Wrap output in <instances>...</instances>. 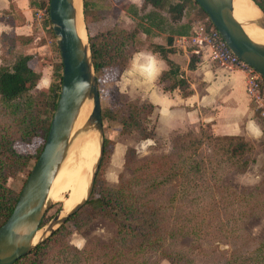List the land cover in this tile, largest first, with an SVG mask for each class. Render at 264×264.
<instances>
[{
	"label": "rangeland",
	"instance_id": "374dc122",
	"mask_svg": "<svg viewBox=\"0 0 264 264\" xmlns=\"http://www.w3.org/2000/svg\"><path fill=\"white\" fill-rule=\"evenodd\" d=\"M109 7L111 23L132 24L130 17L121 12L120 2ZM46 17L45 10L42 14L39 9L35 11L37 26L32 39H37V46L29 44L32 39H22L17 41L19 48L15 49L22 53L41 47L34 54L36 70L42 78L30 92L38 105L50 87L44 79L46 70L52 75L54 66L62 63L57 38L44 25ZM203 17L196 10L192 20L197 23ZM90 22L89 38L100 29L98 24ZM6 47L4 66L11 65L16 56L9 53L12 46ZM99 78L102 109L114 112V116L104 121L107 143L96 179L99 191L95 197L108 189L127 186V196L135 207L157 209L155 239L136 242L127 237L126 240L115 219L86 204L79 214L46 239L49 245L36 258V263L264 264V116L254 103L251 106L255 129L251 135L242 137L253 151L244 159L224 152L230 146L227 139L211 140L210 125L203 132L199 129L175 133L158 138L155 143L144 140L137 126L131 134L126 133L121 118H127L129 105L148 103L121 92L117 69H106ZM89 106L92 113L93 107ZM14 109L0 100V144H5L2 148L7 155L11 149L24 157H10L5 167V173L10 175L6 185L18 194L33 170L43 140L24 135L26 128L24 134L19 130L26 123ZM144 125L149 130L155 128V112ZM95 136L97 154L100 147ZM70 199V192L66 191L59 199L52 198L42 229L56 215L63 214Z\"/></svg>",
	"mask_w": 264,
	"mask_h": 264
},
{
	"label": "trees",
	"instance_id": "16d2710c",
	"mask_svg": "<svg viewBox=\"0 0 264 264\" xmlns=\"http://www.w3.org/2000/svg\"><path fill=\"white\" fill-rule=\"evenodd\" d=\"M112 1L116 4L120 2L122 4L121 10L129 13L138 23L131 31L116 25L108 31L98 32L90 36L89 42L98 82L100 80V74L104 73L106 69H117L120 80L122 73L127 69L134 53L137 52L138 46L142 44L141 34L153 37L156 29L163 32L171 31L172 35L168 38L169 44L173 43V36H192L193 27L196 24L192 20V15L196 10H199L202 16H204L198 22H203L209 27L214 28L206 12L195 0H145L142 8L126 3V0ZM253 1L264 11V0ZM94 3L93 0H84V12L87 22H89V19L96 21L103 20L108 14V11L105 9L97 12L96 10H92ZM31 5L36 9L45 10L47 17L44 25L46 29L49 28L53 32L50 21L49 3L45 0H31ZM148 8H150L149 11ZM185 18L187 21H184ZM22 39L24 38L18 36L12 37L6 34L1 37L3 63L7 62L4 58L7 45L13 47V49H9V53L16 56L11 65L0 66V100L4 105L14 107V111L17 110V113L24 119L23 121L26 124L22 123L23 126H20L19 129L22 133L24 128L27 129L25 134L23 133L24 135H30L31 137H37L43 140V144L38 149L36 155V164L44 150L54 113L60 99L63 84V64L59 63L54 66L52 81L48 92L43 94L42 103L39 105L36 104L32 100L30 92L38 86L42 74L35 69L32 55H25L15 51L19 46V42L17 41ZM9 42L11 44H8ZM150 47L155 52L160 53L170 66L169 71L165 72L162 76L163 82L171 81L168 89L174 90L179 88L185 97L190 96L192 93L190 84L186 78L181 76L180 68L168 59L167 49L163 46L153 44ZM195 63L196 58L193 56L190 63L191 70L196 68ZM154 112L155 107L150 103L143 106L138 104L136 106L134 104L129 105L127 118H121L124 131L131 134L138 127L144 140L153 139L156 126L153 130H149L144 124ZM113 113L110 110L102 111L103 121L114 116ZM201 130L203 132L204 128H201ZM209 138L213 141L227 139L230 142V146L223 150L232 157L240 156L245 159L253 151V147L241 136H225L221 138L212 133V135H209ZM2 147H5V144H0V228L13 214L21 193H13L6 185L10 177V175L5 173L6 161L10 160V157H17V159L24 158L11 149L10 155H7V152ZM30 174L31 172H29L28 178ZM126 187L123 189L120 187L117 189L112 188L105 192H102V189H100L102 194L99 195L100 197H95V193L99 191L97 182H95V189L87 206H92L99 211L107 212L119 224L126 240L127 237L128 239H135L136 242H149L151 238L154 240L155 238L153 237L155 236L157 226L154 216L158 213L157 209L155 210L151 206L144 208L135 207L130 202L129 196H127L129 189ZM79 212L71 218H74ZM48 245V242L41 244L35 251L21 258L15 264H37L36 258L44 252Z\"/></svg>",
	"mask_w": 264,
	"mask_h": 264
},
{
	"label": "water",
	"instance_id": "95a60500",
	"mask_svg": "<svg viewBox=\"0 0 264 264\" xmlns=\"http://www.w3.org/2000/svg\"><path fill=\"white\" fill-rule=\"evenodd\" d=\"M76 1L51 0L49 4L50 21L62 57V90L44 150L20 193L13 214L0 228V264H15L31 254L88 203L105 155L103 109L85 22L84 0L81 13ZM195 1L206 12L232 51L264 77V44L253 40L246 33L244 26L248 22L243 23L235 16L234 0ZM251 1L262 15L249 24L264 29V11ZM79 22H82L86 30V41L79 33ZM85 105H92L93 110L82 129H77ZM80 132L95 133L100 147L87 194L73 209L56 215L42 229L44 218L51 207L52 186Z\"/></svg>",
	"mask_w": 264,
	"mask_h": 264
},
{
	"label": "crops",
	"instance_id": "0c3cea01",
	"mask_svg": "<svg viewBox=\"0 0 264 264\" xmlns=\"http://www.w3.org/2000/svg\"><path fill=\"white\" fill-rule=\"evenodd\" d=\"M93 1L95 3L92 10L97 12L105 9L108 14L103 20L89 19V22L85 16L89 34H91L90 21L93 25L98 24L101 29L99 32L108 31L116 25L128 31L136 27L137 20L124 10L121 12L130 17L132 24L122 26L117 21L111 23L109 12L112 9L110 10L109 5H116L112 0ZM125 2L142 8L145 0ZM37 10L31 5V0H0V66L3 64L1 37L6 34L32 39L37 26L35 23ZM184 21L187 19L185 18ZM171 35V31L163 32L157 29L153 37L141 34L142 44L138 46L137 52L134 53L118 81V86L124 95L154 105L156 136L155 139H150L151 142L155 143L158 138H167L166 136L171 134L199 130L208 125L213 134L219 137L251 135L250 133L255 129V115L251 106L253 102L247 94L246 72L215 62L211 57V49L197 46L192 36H173L174 41L169 44L168 38ZM36 41L37 39L34 38L29 44L34 46L36 43L37 46ZM152 44L167 49L168 59L180 68L181 76L190 84L192 92L190 96L185 97L179 88L169 90L171 81H162L163 74L169 71L170 66L160 53L150 47ZM39 49L40 46L30 51H23L22 54L32 55L35 66L37 57L34 53ZM149 55L155 58L154 61H149ZM193 56L196 58V68L191 70L190 63ZM35 69L38 68L35 66ZM44 75V79H47V84L50 85L51 72L46 70Z\"/></svg>",
	"mask_w": 264,
	"mask_h": 264
},
{
	"label": "bare ground",
	"instance_id": "6f19581e",
	"mask_svg": "<svg viewBox=\"0 0 264 264\" xmlns=\"http://www.w3.org/2000/svg\"><path fill=\"white\" fill-rule=\"evenodd\" d=\"M76 5L81 13L82 0H77ZM234 7L235 16L243 23L248 22L244 26L246 33L253 40L264 44V29L257 25L249 24V22L258 19L262 15L259 8L251 0H234ZM79 33L86 41V30L82 22H79ZM90 114L91 107L85 105L79 116L77 129H82L89 119ZM95 146H97L95 134L80 132L76 136L70 154L52 186L50 192L51 198L59 199L65 191L70 192V204L66 206L64 213L73 209L87 194L93 166L99 157V153H95ZM39 235H37L36 240L39 238Z\"/></svg>",
	"mask_w": 264,
	"mask_h": 264
},
{
	"label": "built area",
	"instance_id": "2783aa9c",
	"mask_svg": "<svg viewBox=\"0 0 264 264\" xmlns=\"http://www.w3.org/2000/svg\"><path fill=\"white\" fill-rule=\"evenodd\" d=\"M45 1L50 4L51 0ZM43 11L39 9L40 14ZM192 39L197 46L209 47L212 51L211 57L215 62L246 72L248 75L247 94L264 116V77L232 51L215 26L211 28L203 22L196 23L193 27Z\"/></svg>",
	"mask_w": 264,
	"mask_h": 264
},
{
	"label": "clouds",
	"instance_id": "9594fccd",
	"mask_svg": "<svg viewBox=\"0 0 264 264\" xmlns=\"http://www.w3.org/2000/svg\"><path fill=\"white\" fill-rule=\"evenodd\" d=\"M148 59H149L150 62H152V61H154L155 58H154V57H151V56L149 55V56H148Z\"/></svg>",
	"mask_w": 264,
	"mask_h": 264
}]
</instances>
